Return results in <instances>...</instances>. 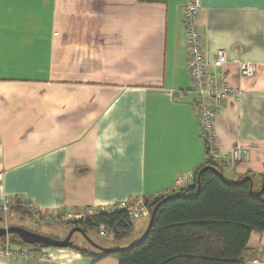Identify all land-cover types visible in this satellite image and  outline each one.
Masks as SVG:
<instances>
[{
	"label": "crops",
	"instance_id": "obj_1",
	"mask_svg": "<svg viewBox=\"0 0 264 264\" xmlns=\"http://www.w3.org/2000/svg\"><path fill=\"white\" fill-rule=\"evenodd\" d=\"M196 2L208 62L225 50L229 82L242 90L215 119L219 150L251 147L249 162L230 163L223 175L232 183L252 177L259 188L264 0ZM186 3L0 0V200L23 195L55 215L114 209L162 194L206 163L188 69ZM238 62L257 64L256 76L242 79ZM9 216L11 225L66 234L18 209ZM39 254V262L0 264H119L113 257L94 263L72 249ZM247 264H264V231L252 233Z\"/></svg>",
	"mask_w": 264,
	"mask_h": 264
},
{
	"label": "trees",
	"instance_id": "obj_2",
	"mask_svg": "<svg viewBox=\"0 0 264 264\" xmlns=\"http://www.w3.org/2000/svg\"><path fill=\"white\" fill-rule=\"evenodd\" d=\"M222 168L207 151V161L196 171V180L192 184L169 195L146 199L151 214L157 208L153 225L148 234L131 248L106 253L85 240L88 246L73 245L67 249L92 258L94 263L113 257L119 264H247L252 233L264 231V190L259 194L264 176L259 188H251L249 179L245 177L239 184L228 181ZM198 188L199 194L196 195ZM13 209L28 215L32 223L42 221L24 206ZM4 220L0 224H4ZM51 223L65 231V236L74 227H81L94 243L103 248L120 247L133 231V219L125 211L94 213L84 218L54 220ZM103 233L108 234L109 244L95 239ZM0 245L38 252L52 248L26 244L17 235L0 238Z\"/></svg>",
	"mask_w": 264,
	"mask_h": 264
},
{
	"label": "built area",
	"instance_id": "obj_3",
	"mask_svg": "<svg viewBox=\"0 0 264 264\" xmlns=\"http://www.w3.org/2000/svg\"><path fill=\"white\" fill-rule=\"evenodd\" d=\"M200 6L196 0H187L183 9L184 24L186 27V41L188 47V69L190 72L192 91L195 94L197 116L200 120L202 134L206 142V149L210 158L221 164L225 170H231L233 163H247L251 157V147L237 144L228 155L219 150V143L215 128V119L225 112L229 100L237 101L242 95V90L234 89L226 71L229 63L227 53L219 49L215 53L213 61L210 63L206 58L202 38L197 29ZM211 66V70L209 67ZM240 76L242 79L254 78L257 74V64L252 62H238ZM232 163V165L230 164ZM196 180V172H190L186 176L179 177L174 182L172 188L160 195H169L174 190H178ZM156 196V197H157ZM135 197L131 200L118 204L114 209L100 208L97 210H87L71 214H51L40 210L34 202L23 195H6L0 200V216L7 219L10 211L15 206H24L32 214L42 221L68 220L73 218H84L94 213L125 211L131 219L150 217V210L146 205V199ZM4 220V221H5ZM0 259L14 262H39L43 257L38 251L23 247H12L0 245ZM254 263H259L258 260Z\"/></svg>",
	"mask_w": 264,
	"mask_h": 264
},
{
	"label": "water",
	"instance_id": "obj_4",
	"mask_svg": "<svg viewBox=\"0 0 264 264\" xmlns=\"http://www.w3.org/2000/svg\"><path fill=\"white\" fill-rule=\"evenodd\" d=\"M220 176L223 177L222 174H220ZM245 179H249V181L251 183V188H253L254 187L253 178L248 176V177H245ZM242 181L243 180H240V181L234 182L233 184H239ZM263 190H264V182H263V186H262L259 194H261L263 192ZM198 194H199V188H198V192L196 195H198ZM156 211H157V208H155L151 214L148 229H147L146 233L144 234V236L142 237V239L150 231V229L153 225V221H154V218L156 215ZM2 221H3V217L0 216V222H2ZM75 233H80L85 238V240L87 242H89L93 246L101 249L103 252H106V253H114V252L124 251L126 249L131 248L134 245L133 244L130 246L118 247V248H103V247L97 245L96 243H94L90 239V237L88 236L87 231L81 227H74L73 229L70 230L69 234L66 236L65 239L59 240V239H53V238L47 237L45 235L37 234V233H35L31 230H28L26 228H23L21 226H15V225H12L9 227H1L0 226V238L7 237L10 235H17L26 244H29V245H45V246H49L52 248H58V249H67V248L72 247L74 245V243L72 242V238H73Z\"/></svg>",
	"mask_w": 264,
	"mask_h": 264
},
{
	"label": "rangeland",
	"instance_id": "obj_5",
	"mask_svg": "<svg viewBox=\"0 0 264 264\" xmlns=\"http://www.w3.org/2000/svg\"><path fill=\"white\" fill-rule=\"evenodd\" d=\"M149 218L150 217H145V218H138V219L133 220L132 234H131L130 238L123 243L131 244V245L138 243V241H140L142 239V237L144 236V234L146 233V231L148 229L149 222H150ZM12 221H16V220H10V216H8L6 219V222H4V224H0V226L1 227L12 226V225H10V222H12ZM20 225H21V227H26V229L31 230L37 234L42 233L41 231H39L40 229H38L37 227L31 226V228H29V225H27V224H20ZM41 235H43V234H41ZM47 235H45V236L53 238V239H63L64 238L63 234L62 233L60 234L58 232H48ZM102 235L105 238L103 236H101V237L95 238V239L102 244H109L108 234L103 233ZM72 242L74 243L75 246H85V245L88 246V244H86V242H85V239L83 238V236L80 233L74 234V236L72 238Z\"/></svg>",
	"mask_w": 264,
	"mask_h": 264
},
{
	"label": "flooded vegetation",
	"instance_id": "obj_6",
	"mask_svg": "<svg viewBox=\"0 0 264 264\" xmlns=\"http://www.w3.org/2000/svg\"><path fill=\"white\" fill-rule=\"evenodd\" d=\"M66 237V236H65ZM65 237L63 239H65Z\"/></svg>",
	"mask_w": 264,
	"mask_h": 264
}]
</instances>
